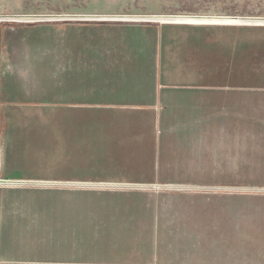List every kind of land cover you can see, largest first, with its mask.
Segmentation results:
<instances>
[{
	"label": "crops",
	"instance_id": "crops-1",
	"mask_svg": "<svg viewBox=\"0 0 264 264\" xmlns=\"http://www.w3.org/2000/svg\"><path fill=\"white\" fill-rule=\"evenodd\" d=\"M42 13L84 16L0 0V264L244 262L264 216L203 191L264 186V87L237 75V24L264 23Z\"/></svg>",
	"mask_w": 264,
	"mask_h": 264
},
{
	"label": "rangeland",
	"instance_id": "rangeland-1",
	"mask_svg": "<svg viewBox=\"0 0 264 264\" xmlns=\"http://www.w3.org/2000/svg\"><path fill=\"white\" fill-rule=\"evenodd\" d=\"M28 7L29 17H34L28 21L34 22L52 21L57 16L67 21H75L83 17L42 13L46 8L69 7L100 12L110 8L118 13H125L119 15L198 14L211 15L214 19H231L232 16L264 17V0H28ZM245 21L264 23V21ZM237 75L238 85L246 81L253 87H264V25L237 24ZM259 178L260 176H253L254 182L239 183L237 186L227 188L207 189L203 192L234 204L238 210L246 211L240 213L243 216H264V186L257 184L256 180ZM237 245L238 248L253 252V254L239 255L238 258L246 260L239 261L238 264H264V239L238 240Z\"/></svg>",
	"mask_w": 264,
	"mask_h": 264
},
{
	"label": "bare ground",
	"instance_id": "bare-ground-1",
	"mask_svg": "<svg viewBox=\"0 0 264 264\" xmlns=\"http://www.w3.org/2000/svg\"><path fill=\"white\" fill-rule=\"evenodd\" d=\"M51 15H53V14H51ZM87 17L92 18V19H101V18H103V19H127V20H130V19L131 20H157L158 19V20H166V21L167 20H176V19L181 20L182 18L184 20H194V19L196 20V19H198L199 21H216V20H219V21H233V20L264 21V17L232 16L231 19L230 18L214 19L213 17H211V15H192V16H186V15L185 16H178V15H176V16H161L160 14H156V15H88ZM33 18H31V16L28 17V19H33ZM55 18L61 19L62 17L57 16Z\"/></svg>",
	"mask_w": 264,
	"mask_h": 264
},
{
	"label": "water",
	"instance_id": "water-1",
	"mask_svg": "<svg viewBox=\"0 0 264 264\" xmlns=\"http://www.w3.org/2000/svg\"><path fill=\"white\" fill-rule=\"evenodd\" d=\"M1 182H5V180H0V183H1Z\"/></svg>",
	"mask_w": 264,
	"mask_h": 264
}]
</instances>
